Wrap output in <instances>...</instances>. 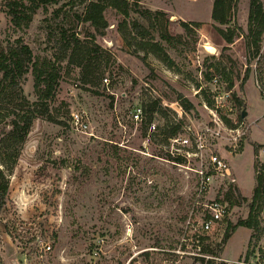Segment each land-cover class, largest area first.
Returning a JSON list of instances; mask_svg holds the SVG:
<instances>
[{"label": "rangeland", "instance_id": "1", "mask_svg": "<svg viewBox=\"0 0 264 264\" xmlns=\"http://www.w3.org/2000/svg\"><path fill=\"white\" fill-rule=\"evenodd\" d=\"M8 1L0 0V50L20 39L38 68L57 63L61 77L48 114L33 122L9 174L0 264H195L197 234L213 250L205 251L209 256L237 259L248 250L264 255V235L249 249L253 231L247 227L221 244L228 224L249 216L255 167L264 162V34L249 61L243 35L228 43L220 32H248L250 0H233L229 25L213 21L214 0H132L127 18L107 7L108 27L97 38L101 51L94 63L101 64L103 79L92 87L82 84L67 58L58 62L60 28L80 31L85 39L90 27L78 16L91 0L41 6L20 26L7 13ZM182 21L199 25L185 28ZM142 40L161 43L173 66L139 49ZM3 86L0 128L15 108L38 100L33 66L19 88ZM76 113L88 126L84 132L72 122ZM180 121L177 137L167 140L164 132ZM213 153L228 161L231 175L212 171L199 195L195 170L208 168ZM181 157L183 164L174 161ZM213 199L229 211L204 232L203 203ZM259 207L264 228V203Z\"/></svg>", "mask_w": 264, "mask_h": 264}, {"label": "trees", "instance_id": "2", "mask_svg": "<svg viewBox=\"0 0 264 264\" xmlns=\"http://www.w3.org/2000/svg\"><path fill=\"white\" fill-rule=\"evenodd\" d=\"M58 1L59 0H9L6 2L7 13L15 26H20L23 23L27 25L41 6L56 4ZM138 1L141 0H137L135 3H139ZM131 2L132 0L89 1L83 14L78 16L81 22L88 24L90 27L84 34L85 39L81 38L82 32L80 31H70L66 27L60 28L58 62L67 58L70 65L77 67L79 69L82 84L92 87L97 85L96 81L103 79L104 71L102 70L101 64L99 62H96L97 64L94 63L97 57L96 54L101 51V46L96 42L97 38L102 36L103 31L108 27V22L104 16L106 8L113 7L127 18L130 14ZM232 7L233 0H214L212 10L213 21L220 25H229L231 23L230 12ZM181 24L185 28H188L190 24L199 25L197 22L188 23L185 21H182ZM133 25L141 35H146L141 25L137 23ZM248 26V32L238 30V28H232L228 33L220 28V32L228 43H233L236 38L243 35L246 42L247 57L248 60L251 61L254 54H256L260 48L261 38L264 34V0H250ZM138 47L143 51L152 52L158 58L168 63L169 66H173L175 63L158 41L147 42L142 40V42L138 43ZM33 58L34 56L30 46L23 43L20 39L17 40L16 45L9 46L8 50H0V89L4 87L3 84L5 82L11 83L14 89L19 88L24 75L29 71L30 66H33L35 73V88L38 94L37 101L33 103L27 101L26 106L15 108L10 116V120L4 123L0 128V137L4 138H0V216L7 204L10 188L9 174L15 168L19 160L21 154L20 148L25 143L35 119L48 114L49 103L55 100L60 85L61 76L57 63L43 65L41 68H38ZM207 77H209V74ZM233 86V82H230L228 88L232 89ZM234 98L236 105L241 107L244 106L243 100L235 97V93ZM159 103L160 101L153 102L152 107H156ZM183 103H185L184 107L186 109L192 107V104L187 100H184ZM208 105L210 107L215 106L212 100H208ZM224 119L227 123L230 122V120ZM150 122H152L151 119ZM182 124L181 121L180 124H176L175 126L171 124V127L170 124H166L165 128L170 127L164 132L166 134V139L169 140L177 137ZM174 161L183 164L186 159L181 157L176 158ZM255 180L256 185L253 190V196L248 204L250 209L249 216L246 219L238 220L235 224H228L221 242L222 246L227 243L231 235L239 227H247L253 231L248 244L249 249L254 248L253 244L255 240L259 241L262 239L264 228L261 226V221L256 213L260 208L259 205L264 203V166L260 167L256 164ZM234 187V190H238L237 186ZM227 200L232 206L234 205L231 197H228ZM242 201L247 202L248 200L246 197H242ZM194 237L196 239V235ZM200 240L203 245L204 238L200 236ZM202 248L206 252L213 253V250L209 246L203 245ZM222 251L223 249L220 250V253ZM251 254H253V252L248 250L247 255ZM261 256L264 258V255Z\"/></svg>", "mask_w": 264, "mask_h": 264}, {"label": "built area", "instance_id": "3", "mask_svg": "<svg viewBox=\"0 0 264 264\" xmlns=\"http://www.w3.org/2000/svg\"><path fill=\"white\" fill-rule=\"evenodd\" d=\"M105 82H108V79L105 78ZM72 122L73 124L81 131H86L88 126L83 122L82 117L79 114H72ZM218 126L224 125L223 120L219 117H216L213 120ZM155 128V126H154ZM218 135V133H217ZM185 143L188 142V139L183 140ZM259 156L264 158V146L259 151ZM264 166V162L262 164ZM220 172L223 175H231L230 164L225 158L218 154H210L208 158V168H199L195 170V173L199 176L198 181V194H203V192L207 191L213 172ZM228 214V206L226 203L221 200L213 199L203 203V214L200 221L199 228L204 232H208L213 228L214 224L222 222ZM196 241L198 242V255L195 257V264H214L219 262L221 264H264V258L260 254H251L247 255V253L237 259L232 258H222L220 256H209L205 254V251L200 246V236L196 235ZM51 247L49 246L48 249Z\"/></svg>", "mask_w": 264, "mask_h": 264}, {"label": "water", "instance_id": "4", "mask_svg": "<svg viewBox=\"0 0 264 264\" xmlns=\"http://www.w3.org/2000/svg\"><path fill=\"white\" fill-rule=\"evenodd\" d=\"M213 51V50H212ZM242 116L245 117L246 116V111L244 110L242 113Z\"/></svg>", "mask_w": 264, "mask_h": 264}, {"label": "bare ground", "instance_id": "5", "mask_svg": "<svg viewBox=\"0 0 264 264\" xmlns=\"http://www.w3.org/2000/svg\"><path fill=\"white\" fill-rule=\"evenodd\" d=\"M207 49H210V46H208ZM213 52H214V50H213Z\"/></svg>", "mask_w": 264, "mask_h": 264}]
</instances>
